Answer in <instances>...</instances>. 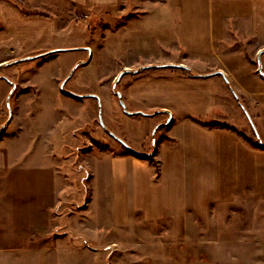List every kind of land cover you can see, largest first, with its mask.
<instances>
[{
    "label": "rangeland",
    "instance_id": "rangeland-1",
    "mask_svg": "<svg viewBox=\"0 0 264 264\" xmlns=\"http://www.w3.org/2000/svg\"><path fill=\"white\" fill-rule=\"evenodd\" d=\"M211 1L117 0L87 16L88 52L0 63V264H264V242H255L264 241V204L239 200L211 209L206 221L191 217L198 230L185 237L167 219L136 216L130 225L113 226L110 182L85 183L86 165L101 149L115 153L124 149L121 143L145 149L156 143L160 129L153 131L151 122L164 114L153 112L148 120V110L134 111L120 80L146 78L154 72L145 65L164 58L147 41L150 29L176 27L178 20L187 29L197 19L205 23ZM167 38L161 45L174 50L177 36ZM232 40L250 51L248 38ZM248 58L264 71V52L258 63L256 55ZM220 87L217 93L231 103V90ZM238 112L236 130L264 145L255 110L251 124Z\"/></svg>",
    "mask_w": 264,
    "mask_h": 264
},
{
    "label": "crops",
    "instance_id": "crops-1",
    "mask_svg": "<svg viewBox=\"0 0 264 264\" xmlns=\"http://www.w3.org/2000/svg\"><path fill=\"white\" fill-rule=\"evenodd\" d=\"M116 1L15 0L26 14L13 0H0V63L68 50L88 52V22L74 19L88 18L93 8ZM210 5L207 21L197 19L190 29L179 20L176 27L150 29L147 41L153 40L154 50L164 55L160 63L145 65L155 74L120 80L126 101L137 106L134 111L148 110V120L153 112L164 114L153 116L151 129L160 124L166 128L150 148L101 149L93 154L95 163L86 165L85 183L110 182L113 226L130 225L136 216L145 222L167 219L181 236H196L191 217L206 221L211 209L239 205V200L264 204V149L242 138L248 133L236 130L234 117L239 108L251 124L249 115L255 110L264 133V76L248 58L264 48V0H213ZM189 30L196 35H188ZM171 35L177 36L174 50L160 43ZM232 37L248 38L251 52L233 46ZM221 84L231 90V103L218 94ZM207 121L225 126H208ZM103 170L106 178L99 177Z\"/></svg>",
    "mask_w": 264,
    "mask_h": 264
},
{
    "label": "trees",
    "instance_id": "trees-1",
    "mask_svg": "<svg viewBox=\"0 0 264 264\" xmlns=\"http://www.w3.org/2000/svg\"><path fill=\"white\" fill-rule=\"evenodd\" d=\"M13 3L15 4V6L19 7L22 11L23 9L19 6V4L17 2H15V0H13ZM24 13H26L25 11H23ZM36 13V12H34ZM28 14V13H26ZM87 18L86 17H78L76 19H74V22H81L82 24L87 22ZM206 125L208 126H225V124L221 123V122H216V121H207L205 122ZM163 128H166V125L164 124H160L157 129H163ZM242 137L245 139V141L247 140V142H249L251 145H253L254 147H259V148H264V145L260 144L259 142H256L257 140L255 141H251L249 138H247L246 136L242 135ZM166 138V137H165ZM121 147H123L124 149H126V145L124 143H121Z\"/></svg>",
    "mask_w": 264,
    "mask_h": 264
},
{
    "label": "water",
    "instance_id": "water-1",
    "mask_svg": "<svg viewBox=\"0 0 264 264\" xmlns=\"http://www.w3.org/2000/svg\"><path fill=\"white\" fill-rule=\"evenodd\" d=\"M264 51V48H261V49H258V51H257V54H256V63H258V61H260V54H261V52H263ZM74 66H76V64L74 65ZM122 71L118 74V76L116 77V80H118L119 79V77L122 75ZM259 73H260V75H262V76H264V72L261 70V69H259ZM115 80V81H116ZM115 84H113V86H114ZM116 95H118L119 97H120V95H119V92H117L116 93ZM119 102H120V104H121V106L122 107H124V104H123V102H122V100L121 99H119ZM127 112V111H126ZM128 113V112H127ZM156 128V127H155ZM155 128L153 129V131H155ZM153 131L151 132L152 134H153Z\"/></svg>",
    "mask_w": 264,
    "mask_h": 264
},
{
    "label": "flooded vegetation",
    "instance_id": "flooded-vegetation-1",
    "mask_svg": "<svg viewBox=\"0 0 264 264\" xmlns=\"http://www.w3.org/2000/svg\"><path fill=\"white\" fill-rule=\"evenodd\" d=\"M49 55H51V54H48V55H42L41 57H44V56H49ZM120 78V77H119Z\"/></svg>",
    "mask_w": 264,
    "mask_h": 264
}]
</instances>
